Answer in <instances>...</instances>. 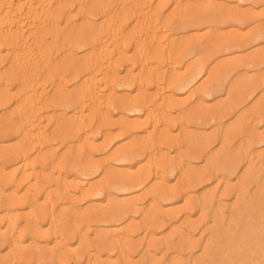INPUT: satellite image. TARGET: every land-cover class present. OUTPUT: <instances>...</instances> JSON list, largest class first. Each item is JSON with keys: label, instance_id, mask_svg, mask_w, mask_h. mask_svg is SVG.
I'll use <instances>...</instances> for the list:
<instances>
[{"label": "bare ground", "instance_id": "obj_1", "mask_svg": "<svg viewBox=\"0 0 264 264\" xmlns=\"http://www.w3.org/2000/svg\"><path fill=\"white\" fill-rule=\"evenodd\" d=\"M199 1L204 4L194 15L185 18L171 16L165 20V11L170 5L167 0H63V5L54 11L50 10V6L46 9L49 0H0V47L4 44L8 49V57L4 60L0 58V69L7 64L12 71L9 74L0 71V84L7 83V89L11 82L19 87V93L15 96H11L6 89L2 92L4 95L0 96V107L15 105L11 116L16 123L0 131V137L18 139V146L6 149L7 154L0 158V166L15 165L14 171L8 176L0 172V183L10 189V194L2 202L9 209V219H6V225L0 221V241L7 245V249L15 248L13 246L19 238V229L17 231L16 227L20 218L15 211L26 202L34 209L41 193L40 188L44 187L40 178L46 171H58L61 174V179L56 180L58 188L63 190L65 184L68 193L74 192L75 183L79 186L83 179H87L85 181L91 186L101 177L104 179L103 184H93L87 197L103 199L104 195L128 196L136 191L142 193L132 203L115 202L105 209H98L87 220L89 224L98 222L107 228L100 238L107 242L105 252L110 260L115 255H126L127 264H133V252L126 249L127 238L135 232L129 223L133 217L146 214L152 204L171 203L178 199L179 194L172 195L152 184L159 172L172 174L178 179L185 168L184 159L169 161L163 158L162 168L156 167L155 171L150 168L146 173L133 175L132 170L139 168L143 161L151 159L152 143L149 141L128 143L115 155H111L110 159L107 157L110 162L125 169L121 173H109L110 162L107 158L98 162L88 158L86 152L96 153L97 149L99 152H107L117 143L120 137L112 136L107 138L102 151L100 147L96 149L93 145L95 134L93 136L92 132L96 123L100 117L108 120L112 111L119 112L125 118L124 127L120 123L119 126L130 136L147 132L153 126L155 133L152 138H157L160 133L156 134V131L163 123L161 120L159 122L162 110L169 114L175 111L178 113L176 119H166L165 122L171 129L181 130L182 135L190 122L202 127L217 125L215 115L202 114L199 110L190 114L189 104L183 100L180 104L177 102L187 93L185 90L193 92L198 79H204L206 74L209 77L205 79L204 87L200 86L202 89L199 87V90L196 86L193 96H197L199 91L200 96L196 99L200 101L214 97L224 90L227 82L232 80V75L242 66L227 65L211 74L208 72L207 59L199 53L197 44L188 41L185 50H178V35L195 27L241 24L252 21L255 16L250 15L247 19L240 13L227 14L212 0ZM242 1L254 5L256 2H239ZM175 2L182 6L181 0ZM259 2L264 3V0ZM74 9L78 12L77 16L70 15ZM77 20L82 22V27L76 28L72 34L65 31L68 29L60 28V23H66L71 28ZM91 20L95 21L93 27L90 25L93 23ZM163 22L165 23L162 24ZM132 25L133 33L126 40L128 45H123L122 41L126 36L124 28ZM255 39H264V30H256L251 36V40ZM165 45H170L168 51L173 55L170 60L162 58L168 52ZM243 45L236 39L226 40L219 46V52H229ZM132 50L135 51V59L128 56ZM196 52L197 58L189 65L188 60H192L191 56ZM80 53L84 55L83 60L76 57ZM119 53L121 59L125 60L123 64L115 61V56ZM61 55L63 62H59L57 58ZM185 61V72L172 74L173 65ZM263 62L264 58L256 57L250 64L260 70ZM126 65L132 70L126 77H120L121 67ZM165 67H168L169 72H166L167 69L162 72ZM137 71H140L138 75ZM70 81L77 90L66 92L64 88L69 86ZM166 86L170 95L165 93ZM48 87L56 92V97L48 105L55 112L52 120H67L74 127L73 135L60 141V147L67 149V157L62 161L68 160V164L76 167V174L82 178L72 184L65 183L62 171L53 167L59 156L58 151H53L43 160L33 158L34 153L49 145L42 118L48 109V96L45 93ZM152 87L154 91H151ZM191 87L193 88L190 89ZM105 89L109 93L108 98H105ZM183 92L185 94H181ZM253 97L255 103L263 108L264 84L258 85L251 94L240 95L236 107V123L240 126L226 133L218 142L214 155L210 153L214 151L216 141L213 143L210 139L207 156L216 161L211 179L214 184L209 185V180L205 181L194 199L202 217L194 224H174L175 231L167 240L176 248L168 250L162 259L164 262H171L170 259L175 258V264H264V154H254L252 150L255 140L261 135L260 131L264 130V115H256L254 109H246L248 100ZM85 113L89 114L86 119ZM131 114L135 119L130 118ZM102 131L104 132L100 130ZM170 147L178 152L181 150L180 143ZM21 174L23 178L18 181ZM33 181H36V186H31ZM29 186V195L19 201L20 194ZM43 194L47 201L53 199L52 194L46 190ZM72 202L73 209L77 210ZM3 225L8 227L5 233H2ZM199 230L200 239L194 240L192 235ZM14 231H17L16 237ZM85 237L87 235L81 232L79 241H83ZM58 239L59 235L55 234L49 238V242L55 243ZM143 247L147 255L158 252L153 241L145 242ZM71 254V264H102L101 254L95 246ZM243 257H250V260L241 259Z\"/></svg>", "mask_w": 264, "mask_h": 264}, {"label": "rangeland", "instance_id": "obj_2", "mask_svg": "<svg viewBox=\"0 0 264 264\" xmlns=\"http://www.w3.org/2000/svg\"><path fill=\"white\" fill-rule=\"evenodd\" d=\"M167 1L170 3V5L165 11V20H167V18H171V16L185 18L187 16L194 15L198 10L201 9L202 4H204V2L199 0H181L182 6L180 7L177 5L175 0ZM239 1L241 0H212V2L217 7L224 10L227 14L240 13L241 15H244V17H247V19L250 18V15H254L255 17H253L252 21H245L236 25L226 24L223 26L195 27L178 35L180 36L178 50L180 52L185 50V47L187 46L186 43L188 41L197 44L200 49L199 53H201L202 56L207 59L208 72L211 74L227 65L239 64L242 66L236 74L232 75V80L227 82L224 90L210 99H205L204 101L203 99L201 101L196 99L198 96H200L199 91L198 93L195 92L197 93V96H193L195 91L194 89L197 90V87L199 88L200 86L202 88L204 87L203 84H205V79H208L209 74H206L204 79L202 77L199 78L200 80L198 79L195 87L193 86L194 88H190H193V92L192 90L189 91V89H187L184 91L185 93L187 91L186 94L184 92L181 93L185 95L182 96L180 94L182 97L179 98L177 104H180L182 100L186 102V104H189L188 111L190 114L199 110L202 114L215 115L217 122L216 126L211 125L212 127H202L194 122H190L188 128L185 130V134L182 135L181 130H177L175 128L171 129V127L167 126L165 122L166 119H176L178 113L175 111V113L169 114L165 110H162L160 113L163 114L159 119V122L162 121L163 123H161L160 129L156 131V134L160 133L158 136H156L157 138H152L155 133L153 126L149 131L142 134H136L133 136H130L129 133L125 134L126 130L124 129V131L123 129H120L119 123L122 125V127H124L123 123L125 124L126 120L125 118H122L121 115H119V112H117V114L116 111H112V114L110 113L108 120H104L100 117L96 123V126L94 125L95 129H93L94 126L92 127L93 136L95 134V139L93 138V141L95 142L93 145L96 147V149L100 147V151L103 150L101 148L105 147L106 144L104 146L103 144L106 143L108 137H120L116 141L117 143H115L118 145L116 146L114 144L112 146L113 148L111 147L112 150L110 148L109 151L107 150V152H99V149H97L98 151L96 153L86 152L88 158L98 162L106 160L107 157L110 159L111 155L114 153L116 154L120 148L124 147V145L128 143H141L142 141H149L152 143L151 159L143 161L139 168L132 170L131 173L133 175H137L141 172L146 173L150 168L152 170L154 169V171L157 170L156 167L162 168L161 161L163 158H167L169 161H178L181 158L184 159L183 162L185 163V168L182 169L183 174L180 175L178 179L172 174L165 175L159 172L160 174L158 178L156 180L154 179L155 182L152 184L153 187H161L172 195L179 194L178 199L171 203L161 202L157 205L152 204L151 209L146 212V214L133 217L132 221L129 223V226L135 232L132 234V236L127 238L126 249L133 252V264H175V262H177V259L175 258L170 259L173 261H171L172 263L164 262L162 260L167 254L168 250L171 251L172 248H176V246L169 243L167 237H170L174 233L175 223H179L178 225L182 223L194 224L199 222L202 217V213L200 209L196 207L194 199L196 198V194L200 189V185L205 184V181L209 180V185L214 184V181L211 179H213V168L216 164V161L212 157L207 156L209 153L207 146L210 143V139L213 143L216 141V144L213 148L214 151L210 153V155H214L218 149V142L226 135V133L230 129H235L240 126V124L236 123L238 119L236 107L238 105L240 95L251 94V92H253L258 85L264 84V62L260 70H258L259 68L256 69L250 64L251 60L256 57L264 58V39H258L257 41L256 39L251 40V36L256 30H264V3H260V0H255L256 2L254 5L250 2L247 3L246 1ZM49 2L46 3V9H48V6H50L51 9H49L53 11L59 8V6L63 5V0H49ZM210 4L211 3H205V5ZM70 15L77 16V10L74 9L73 13ZM94 20H91L93 21V23L90 24L92 27L95 26ZM164 23L165 22L162 24ZM60 25L62 30L68 29L65 31H68L72 34L76 28L82 27V22L77 20L76 24L71 28H69V25L66 23H60ZM124 30L126 36L124 37L122 44L128 45V41L126 40L129 38L131 33H133V25L130 27L125 26ZM230 39H236L239 42L244 43L243 47L231 50L229 52L226 51L220 53L219 46L221 43ZM129 48H132V46L129 45ZM165 50L170 51V45H165ZM169 51L162 55V58L165 60L172 59L173 55L169 54ZM197 54L198 52L194 54V59L192 56V60L190 58V60L187 59L189 65L192 64L191 62L195 61L197 58L195 55ZM128 56L135 59V51H130ZM7 57L8 49L4 44H2L0 47V58L4 60ZM76 57L80 60L84 59V55L81 53L77 54ZM57 58L59 62H63L62 55ZM115 61L120 62L121 64L125 63V60L121 59L120 53L115 56ZM185 62H176V64L173 65L174 67L171 68L173 71L172 74L184 73V70L186 69L185 67H187V62ZM126 66L121 67V71L119 73L120 77H126L128 75L127 73L132 70L128 65ZM165 70L166 72H169L168 67H165L164 71L162 72H165ZM0 71L7 74L12 72L10 66L7 64L3 65ZM139 73L140 71L136 72L137 75ZM71 83L72 82L70 81L68 83L69 86L64 88L66 92L77 90V88L74 86V83H72L73 85ZM6 84L7 83L2 85L0 84V96L4 95L2 92L5 89L10 93L11 96H15L19 93V87L17 85L11 82V86L9 89H7ZM45 90V93H47L48 96L46 99L48 106L49 101H52L56 97V92H54L51 87H48ZM151 91H154V87L151 88ZM165 91L167 95H170V90L168 87L165 89ZM105 93V98H108L109 93H107V89H105ZM190 93L192 95H190ZM118 96L120 97L121 94ZM254 98L255 97L248 100L246 109H249V111L254 109L256 115H264V107L261 108L260 105L256 104V100H254ZM262 98L263 97H261V99ZM14 109L15 105L0 107V131H4L16 124L11 116ZM88 116V113L84 114L85 119L88 118ZM129 116H131L130 118L132 120L135 119L133 117L134 115L132 116L131 114ZM53 117H55V112L51 111L48 106V109H46L42 118L44 121V130L47 132L49 145L45 146L44 149L40 150L39 152L34 153L33 158H41V160H43L47 156H50L53 151H58L59 156L57 157L53 167L62 171V178L65 183L72 184L76 182V180H80L82 178L78 176L79 174H76L77 170L74 169L77 168L68 164V160L62 161L65 157H67V149L65 150L60 147V141H62V139H69L74 133V127L69 124L67 120H62V122H59L52 120ZM96 128H98V131ZM100 130H104V132H100ZM260 133L261 135L257 138V140H255L253 144L254 146L252 147L254 154H264V130H261ZM71 143L72 142H70V144ZM178 143L181 144L180 152L176 151L175 148L173 149L170 147V145ZM17 146L18 139L0 137V158L7 154L6 149H10V147L16 148ZM110 164L108 167L109 173H121L125 170L119 164L112 162H110ZM14 166L9 164L0 166V172H2L3 175L8 176L14 171ZM76 175L78 176L77 178L75 177ZM18 178V181H21L23 175L21 174ZM59 179H61V174L58 171L52 173L50 171H46L40 178L41 184L44 187L40 188L41 193L39 194V197H37L34 209L31 208L30 203L26 202L22 204L20 202V205L22 204V206H20V208L15 211V214L20 218V221L16 227V229H19V231L17 229L19 232L17 233L18 236L15 235L17 231L13 232L15 237H19L18 239L16 238L18 242L13 246L15 248L7 249V245L0 241V263L71 264L73 260L71 254L72 252L77 250H87L89 247L95 246L101 254L99 256H101L100 261L102 264H107L110 262L113 264H127L128 261L126 260L128 258L126 255H121V257L115 255V258H112V260L109 259V255L105 252L107 250V242L101 241L100 238V235L103 234L107 228L98 222L89 224L87 223V220L88 216L98 209H105L115 202L119 203L122 201H128L132 203L139 199L142 193L136 191L128 194V196L104 195L105 197L103 196V199H100L101 197H87V193L92 189L91 186H93V184H96L95 186H97L98 183V186H100L101 183L103 184L104 179L102 177L91 186H89V183L85 181L87 179H83L85 182L81 183L83 181L81 180V186L79 184V186H77L75 183L73 186L75 187L74 192L69 193L65 184L63 190L58 188L56 180ZM31 186H36V181H33ZM31 186H29V188L25 191H22L18 198L19 201L26 199L27 195H29V189ZM45 190L52 194L53 199H51V201H47L45 199L43 194ZM75 190H77L76 192L78 193H75ZM9 194L10 189L0 183V221L4 225L7 223L6 219H9L7 218L9 209L5 208L2 202ZM70 201H73L72 203L75 204L74 208H77V210L73 209ZM4 225L2 228V233H5L6 229L8 228ZM81 232H84L87 235L83 241H79ZM55 234L59 235V239L57 240L59 242L55 241V243L50 244L49 238L53 237ZM200 235L201 231L199 230L192 236L194 240H197L200 239ZM150 241L156 243L158 252L147 255L143 245L145 242L149 243ZM19 252H21L23 255H21V253L18 254ZM121 252L124 253L123 250ZM20 255L22 257H20ZM249 258L250 257L247 259L250 260ZM241 259H244V257ZM247 259L245 257L244 260ZM82 264L88 263L84 262Z\"/></svg>", "mask_w": 264, "mask_h": 264}]
</instances>
